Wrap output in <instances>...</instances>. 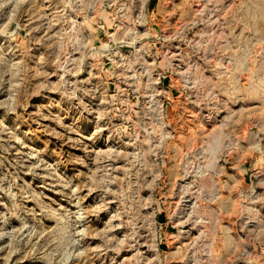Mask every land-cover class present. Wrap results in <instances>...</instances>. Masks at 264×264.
<instances>
[{
	"label": "rangeland",
	"instance_id": "obj_1",
	"mask_svg": "<svg viewBox=\"0 0 264 264\" xmlns=\"http://www.w3.org/2000/svg\"><path fill=\"white\" fill-rule=\"evenodd\" d=\"M0 264H264V0H0Z\"/></svg>",
	"mask_w": 264,
	"mask_h": 264
}]
</instances>
